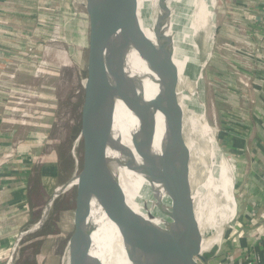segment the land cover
Listing matches in <instances>:
<instances>
[{
    "label": "rangeland",
    "instance_id": "374dc122",
    "mask_svg": "<svg viewBox=\"0 0 264 264\" xmlns=\"http://www.w3.org/2000/svg\"><path fill=\"white\" fill-rule=\"evenodd\" d=\"M194 2L192 22L205 64L200 98L203 90L205 125L217 145L212 150L208 135L197 132L202 158L196 163L197 184L217 160L232 177L222 246L215 256L203 254L207 262L199 264H262L264 0ZM89 3L0 0V167L8 166L6 175L17 179H8L6 184H14H2L0 192L11 200L7 193L13 188L22 191L17 202L7 203L4 197L0 206V264H8L12 254L14 264H66L73 191L53 203L40 230L17 239L40 221L72 157L90 45ZM247 237L256 239L258 248L247 245Z\"/></svg>",
    "mask_w": 264,
    "mask_h": 264
},
{
    "label": "bare ground",
    "instance_id": "6f19581e",
    "mask_svg": "<svg viewBox=\"0 0 264 264\" xmlns=\"http://www.w3.org/2000/svg\"><path fill=\"white\" fill-rule=\"evenodd\" d=\"M89 1L90 34L94 32L102 38L110 27L107 1ZM148 5L153 11L151 24L145 20ZM195 9L194 0H175L174 4L163 0H138L140 27L154 42L156 52L141 56L133 46L126 50L123 77L103 116L112 135L108 139L110 148L98 160L99 164L111 163L105 171L90 177L88 192L91 200L87 219L92 242L90 256L100 264H133L134 257L147 252L148 245L144 243L136 252L128 247L117 221L127 214L149 221V231L145 228L134 235L136 244L141 235L165 231L167 225L174 223L172 197L181 183L186 164L192 186L197 183L196 163L202 159L197 132H200L199 122L205 123L202 114H198L200 85L185 70L190 60L183 50L184 44L194 48L196 35L192 20ZM160 17L167 23V35L174 37L172 46L158 41L156 26ZM119 37L120 34H116L114 42ZM151 59L155 64H151ZM131 101H137L140 112L136 107L131 108ZM207 130L205 125L201 132L209 135ZM208 142L212 144V138ZM206 175L207 182L189 193L191 209L179 215L183 216V231H193L196 235L202 233V254L211 257L219 253L225 238L224 215L232 177L220 160ZM58 193L56 191L54 195ZM122 204L126 208L117 215ZM49 210L50 206L45 211L46 218ZM210 231L213 232L207 240L205 235Z\"/></svg>",
    "mask_w": 264,
    "mask_h": 264
},
{
    "label": "water",
    "instance_id": "95a60500",
    "mask_svg": "<svg viewBox=\"0 0 264 264\" xmlns=\"http://www.w3.org/2000/svg\"><path fill=\"white\" fill-rule=\"evenodd\" d=\"M106 1L110 14V27L102 38L94 32L88 35L90 50L87 55L86 76L82 85L83 95L80 123L77 127L78 136L73 147L72 157H69L65 168L63 182L57 189L59 193L53 194L49 199L40 221L31 230L22 233L17 239V242L21 241L24 237L40 230L46 221L44 214L48 206L51 207L58 200L62 202L73 191L75 200L73 230L66 247V260L69 264H100L99 260L90 256L92 242L87 219L90 213L91 200V195L88 192L90 177L105 171L111 163V161H104L99 164L98 160L100 155L102 153L106 154L110 148L108 139L112 135V129L104 122L103 116L112 97L117 93V86L123 77L126 50L133 46L141 56L146 53L156 52L154 42L146 37L140 27L138 0ZM163 1L166 3L175 0ZM145 12L146 14L148 13L145 20H148L149 24H151L153 11L150 9V5L147 6ZM167 31V23L161 17L158 18L156 26L158 41L172 46L174 37H169ZM116 34H120V37L114 42ZM197 38L198 36L193 39L194 48L189 44H184L183 50L184 55L190 60L185 70L191 73L193 79L201 85L203 84L205 64L200 57ZM193 59L194 62H192ZM151 64H155V60L151 59ZM113 84H116V87ZM202 95L198 114L204 116L203 120L207 125V114ZM130 104L131 108L136 107L137 112H140L137 101H131ZM198 114H195V117H198ZM203 127H205L203 122H199L198 128L200 131H202ZM207 128L211 130L208 126ZM211 132L212 135H208V140L212 136L214 142L209 144L207 141V144L214 149L217 145L213 131L211 130ZM201 134L203 137L207 136L203 132ZM177 136L179 139L181 138L180 132ZM77 150H79V155H77ZM214 166L215 162H213V168ZM206 174L207 172L205 173L206 178L201 185L197 184V180V183L192 186L190 171L187 169V164L184 166L181 183L172 197V219H174V223L167 225L165 231H152L145 236L141 235L140 240H138L139 243L136 244L133 242L134 235L137 232L144 231L145 228H147L146 231H149L147 227L149 221L138 216L132 217L131 214H127L125 218L117 221L128 247L133 252H136L138 246L142 243L148 245L146 253H137L138 255L133 259V264H198V261L206 259L202 254L204 241L202 233L196 235L193 231H183L181 229L183 216L179 215H184L191 209L192 200L189 193L207 182ZM73 183L76 184L73 186ZM124 206L122 204L117 209V215H120L125 210L126 206ZM112 207L116 208L117 206L112 205ZM9 263L14 264L13 254Z\"/></svg>",
    "mask_w": 264,
    "mask_h": 264
},
{
    "label": "crops",
    "instance_id": "0c3cea01",
    "mask_svg": "<svg viewBox=\"0 0 264 264\" xmlns=\"http://www.w3.org/2000/svg\"><path fill=\"white\" fill-rule=\"evenodd\" d=\"M20 149H22L21 151L23 152L24 151V148H20ZM18 165H14L13 166V168H16ZM7 167L8 166H4V168H1L0 169V186H2V184H4V185H6V186H10L11 184H14V183H7L6 184V182H7V180L8 179H11V180H17V179H15V177H13L12 178V176H10V175H6V173H9V172H6L5 170L7 169ZM18 169H20V170H18V171H20L21 172V168H18ZM16 174V177H19V178H21L22 177V174L21 175H18V173H15ZM10 177V178H9ZM21 184V183H20ZM1 188V187H0ZM4 188H5V186H4ZM7 194H11V200H13V199H15V201L16 200H19L20 198H21V195H22V191L21 190H19L18 189V186L16 187V188H13L12 190H11V193H7ZM4 197H5V199H6V193H1L0 192V206H4L5 205V203L7 202V203H12V201L8 198V199H6V202H4L3 203V199H4ZM263 201H264V199H263ZM17 202V201H16ZM22 202V200H20L19 201V204ZM18 204V205H19ZM238 203H237V209H238ZM1 207V208H2ZM264 212V211H263ZM262 212V213H263ZM236 217H237V215H236ZM263 225V224H262ZM246 242H247V245L249 244L250 245V242L252 243V247L253 246H256L255 247V249L256 248H258V246H257V242H256V239H250V238H248L247 237V239H246ZM263 243H264V236H262L261 237V243H260V247H263ZM264 250V249H263ZM262 261H261V263L262 264H264V253L262 252Z\"/></svg>",
    "mask_w": 264,
    "mask_h": 264
}]
</instances>
